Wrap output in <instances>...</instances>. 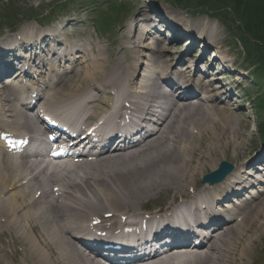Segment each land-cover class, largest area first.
<instances>
[{"label": "bare ground", "instance_id": "bare-ground-1", "mask_svg": "<svg viewBox=\"0 0 264 264\" xmlns=\"http://www.w3.org/2000/svg\"><path fill=\"white\" fill-rule=\"evenodd\" d=\"M150 8L152 15L140 4L138 19L125 24L106 49L95 40L76 47L65 41L62 28L36 35L10 29L0 38L1 128H25L37 137L34 110L51 119L85 114L82 128L101 120L106 128L127 116L132 125L141 121L147 127L135 142L113 140L105 150L60 169L27 156L18 160L0 148V264H102L76 233L117 234L143 222L154 224L158 240L184 241L186 247L192 238L198 242L175 257L162 253L128 264H256L262 257L264 147L249 150L246 124L240 126L239 116L218 106L225 88V94L233 90L226 67L221 71L229 78L222 85L216 82L221 76L192 80L196 49L209 53L213 44L217 59L232 62L225 42L208 16L192 24L172 9ZM163 27L167 44L152 36ZM39 38L50 46L38 45ZM36 54H41L35 65L39 80L28 91L21 72L4 71L14 67V57ZM231 194L237 196L235 207L222 204ZM178 207L187 219L161 214ZM194 222L203 227L202 235L193 234Z\"/></svg>", "mask_w": 264, "mask_h": 264}, {"label": "rangeland", "instance_id": "rangeland-1", "mask_svg": "<svg viewBox=\"0 0 264 264\" xmlns=\"http://www.w3.org/2000/svg\"><path fill=\"white\" fill-rule=\"evenodd\" d=\"M240 1L1 0L0 33L6 34V31L12 28L20 31L26 30L31 25L37 28L35 32H42L46 29H40L36 25V21H44L45 25L51 26L50 28L59 25L64 36L69 35L71 39L76 38V45L81 43V40L85 39L87 35L106 49L111 45V40L119 38L123 26L131 22L129 17L136 14L140 4L148 3L146 7L149 8L152 4L157 6L161 12H164L163 9H172L185 20H190L192 24L197 19L205 22L208 20L206 17L208 16L225 42L224 50L227 51L228 57L232 59L233 63L230 69L235 67L238 70L236 73L237 82L233 81L232 83V93L228 94V98L219 104V107L227 109V106L235 105L231 110L233 115L242 119V122H239L240 126L246 124L245 141L247 143L245 145L249 150L256 151L264 146V47L259 44L253 45L257 41L249 36L252 34L250 30L249 33H246L248 29L242 23L244 21L241 9L243 4H239ZM48 8H51L50 13L53 12V19L48 17L50 13L43 18L39 16ZM245 9L246 5L244 11ZM148 12L151 13L150 10ZM246 15L249 16L250 13L248 12ZM165 35H168V32L167 34L164 32ZM184 41H180L182 50L184 45L186 46ZM182 50H178L177 53ZM213 63L218 67L216 61ZM212 71H214L213 65ZM197 72L198 70H196V76L194 74V80L197 78ZM218 82L220 81L218 80ZM222 82H226V80L224 79ZM254 96L255 98H253ZM236 107L238 108L236 109ZM232 199L233 197L229 196L223 203L230 204ZM260 247H262V257H259L258 263L264 264V239L260 241Z\"/></svg>", "mask_w": 264, "mask_h": 264}, {"label": "trees", "instance_id": "trees-1", "mask_svg": "<svg viewBox=\"0 0 264 264\" xmlns=\"http://www.w3.org/2000/svg\"><path fill=\"white\" fill-rule=\"evenodd\" d=\"M239 4H243L241 6L244 20L242 23L248 29L246 33H249L250 30L252 34L249 36L257 41L253 45L257 46L259 44V46L264 47V0H241ZM245 5L246 9L244 11ZM248 12L250 13L249 16L246 15Z\"/></svg>", "mask_w": 264, "mask_h": 264}]
</instances>
